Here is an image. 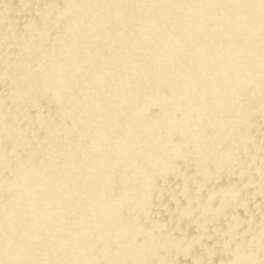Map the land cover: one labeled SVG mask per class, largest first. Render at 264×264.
I'll list each match as a JSON object with an SVG mask.
<instances>
[{
  "label": "bare ground",
  "instance_id": "bare-ground-1",
  "mask_svg": "<svg viewBox=\"0 0 264 264\" xmlns=\"http://www.w3.org/2000/svg\"><path fill=\"white\" fill-rule=\"evenodd\" d=\"M0 264H264V0H0Z\"/></svg>",
  "mask_w": 264,
  "mask_h": 264
}]
</instances>
